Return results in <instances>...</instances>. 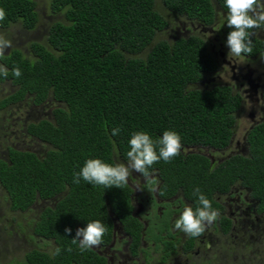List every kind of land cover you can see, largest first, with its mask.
I'll return each mask as SVG.
<instances>
[{
  "label": "trees",
  "instance_id": "obj_1",
  "mask_svg": "<svg viewBox=\"0 0 264 264\" xmlns=\"http://www.w3.org/2000/svg\"><path fill=\"white\" fill-rule=\"evenodd\" d=\"M163 3L173 14L204 25L216 21L220 6L226 35L232 30L226 24L224 0ZM50 6L64 20L50 25L47 43L32 42L29 53L13 48L0 56L8 69L0 81L10 80L15 88L0 107L24 99L60 106L54 108L53 118L27 125L28 137L41 142L43 151L6 148L8 156L0 158V186L14 211H31L38 201H51L31 227L33 238L53 242L54 247L32 248L24 260L4 264H109L93 248L81 252L71 241L78 228L98 219L106 228L102 244L110 243L115 216L130 232L138 252L143 225L133 215V189L129 183L106 189L82 178L76 184L74 173L88 158L112 164L127 161L133 131H146L156 141L165 130H174L182 148L225 147L241 100L226 85L196 88L204 74L217 67L210 47L197 34L156 40L170 25L156 0H51ZM0 9L5 12L1 28L20 23L32 30L38 25L36 0H0ZM251 39V54L263 49L259 39L254 35ZM15 67L21 69L20 77L13 75ZM114 128L120 129L117 135L112 134ZM248 139V154L231 155L218 167L205 154L185 153L182 148L170 162L159 160L149 171L160 176V195L181 191L195 209L198 187L215 209L213 193L241 182L264 206V123L254 126ZM66 227L71 234L65 233Z\"/></svg>",
  "mask_w": 264,
  "mask_h": 264
},
{
  "label": "flooded vegetation",
  "instance_id": "obj_2",
  "mask_svg": "<svg viewBox=\"0 0 264 264\" xmlns=\"http://www.w3.org/2000/svg\"><path fill=\"white\" fill-rule=\"evenodd\" d=\"M216 10V21L211 25H204L186 17L188 20L201 25L204 31L210 29L212 32H217L215 40L207 39L202 35L210 47L217 67L213 71L205 73L202 80L197 82L195 86L202 90L210 89L216 85L229 86L231 93L240 98L241 105L236 111L234 132L227 146L222 148H210L208 146L182 148L185 153L199 152L205 154L214 167H218L231 155L248 154L250 150L248 138L251 129L264 123V57L261 55L264 53V28L255 29L253 32L254 37L261 42L262 50L238 58L228 57L227 35L223 24L218 30L215 28L218 24V18L223 16L224 12L220 6H217ZM0 64L3 65L2 61ZM226 69L231 73V82H216L215 76L217 75L219 79L222 78L219 72ZM210 74H213V77L206 79V76ZM2 83L7 85L8 94L0 100V105L2 100L15 89L10 80H5ZM27 104H30L29 101L24 99L0 108L12 111ZM30 105L41 106L42 110L39 114L36 112L28 113L26 116L21 114L15 120L14 114L11 112L7 120L9 129H12V126L17 128L20 125L19 121L23 123L21 134L26 138L28 137L26 129L30 122H36L43 118H53L54 108L60 106L59 103H53L50 100L43 104L31 103ZM45 107H49V111L44 110ZM242 114L248 116V124L243 128L244 136L241 141L235 139L239 128L238 122ZM30 118L38 119L29 121ZM188 148L194 149L186 151ZM41 149L40 146V149L32 150L40 152ZM5 155L8 156L7 149L3 150V156ZM121 162L127 163L125 160ZM152 173L159 181V192L153 196L147 188L135 190L137 185L146 187L141 174L133 171L129 177V184L133 189V215L143 225L138 252H135L130 232L115 216H113V222L116 218V224L114 222L112 241L101 244L98 248H93L104 256L109 264H264V206H262L261 200L252 195L250 187L241 182H235L226 191L213 193L214 202L218 204L215 210L219 212V216L211 225L206 226L205 231L199 237H193L174 228L175 219L184 207L191 204L190 201L181 191L168 197L161 196L162 182L160 176L157 172ZM49 204L51 201L41 200L31 209L44 208ZM18 212L23 211L19 210Z\"/></svg>",
  "mask_w": 264,
  "mask_h": 264
},
{
  "label": "clouds",
  "instance_id": "obj_3",
  "mask_svg": "<svg viewBox=\"0 0 264 264\" xmlns=\"http://www.w3.org/2000/svg\"><path fill=\"white\" fill-rule=\"evenodd\" d=\"M226 13V24L232 29L227 34L226 47L229 49L228 57H241L253 52L252 35L250 30L264 28V2L262 0H224ZM71 7L70 5L68 6ZM66 8L64 11L66 12ZM5 18L4 10L0 9V21ZM11 41L0 35V56L4 55L6 49L11 48ZM264 57V53H261ZM15 77L22 75L21 69L15 67ZM0 74L5 77L8 69L0 65ZM119 128L112 130L113 135L119 133ZM130 150L127 152V163H108L101 158H88L80 171L73 175V182L80 183L82 178L91 185H102L106 189L113 186L123 188L129 183V177L133 171L141 174L146 187L136 186V189L147 190L152 194L159 192V181L149 171L151 166L163 159L170 162L181 152L182 143L180 135L174 130H165L162 136L154 141L149 133L143 130L133 131L129 140ZM194 194L198 195V206L194 209L191 205L183 208L175 219L174 228L186 235L199 237L206 226L211 225L219 216V212L213 209L211 201L197 187ZM70 227L65 228V233L71 234ZM106 228L101 220H91L86 227L76 230L75 237L71 243L77 244L81 252L100 247ZM68 251H72L71 247ZM60 249H56L59 254Z\"/></svg>",
  "mask_w": 264,
  "mask_h": 264
},
{
  "label": "rangeland",
  "instance_id": "obj_4",
  "mask_svg": "<svg viewBox=\"0 0 264 264\" xmlns=\"http://www.w3.org/2000/svg\"><path fill=\"white\" fill-rule=\"evenodd\" d=\"M36 2L37 11L39 13V22L36 28L27 30L20 23H16L7 29L0 27V35H3L6 39L10 40L12 45L11 48L6 49L4 53L9 52L13 48H19L25 53H29L30 44L32 42L46 44L50 25L57 20H64L63 15L53 12L50 6L51 0H36ZM156 8L170 22L168 28L157 34L156 40L166 39L168 41H174L177 37H187L192 34L203 35L207 39L215 40L217 32H212L210 29L204 31L202 30V26L198 23L192 22L184 16H176L168 10L164 5L163 0H156ZM222 18L223 16L218 18V24L217 27H215L217 30L222 25ZM188 30L190 31L188 32ZM146 53L147 52L145 51L140 56H145ZM253 66H255V64H253ZM219 74L222 76L220 79L217 78V75H214L216 77V82H231V73L228 69L225 71L221 70ZM211 77H213V74L207 75L206 79H211ZM7 88V85L0 81V100L8 94ZM41 110V106L34 107L30 104L23 105L12 111L9 109H0V156H3V150H6L8 146L28 150L40 149L41 146V151H43V144L41 142L30 137L26 138L21 134L23 123L19 121L20 125H18L17 128L12 126V129H9L7 122L11 112H13L14 115H12L15 117V120L21 114H25V116L32 112L39 114ZM44 110L49 111V107H45ZM37 119L38 118H30L29 121H36ZM247 124L248 116L242 114V117L238 122L239 128L235 140L242 141L244 136L243 128L247 126ZM192 149L194 148H188L186 151ZM41 209L42 207L27 212L11 210L8 196L4 188L0 186V264H4L13 259L24 260L25 254L35 247H40L46 251H52L54 247L53 242L49 241L48 243V241L42 240L41 238H33L31 221L39 216L38 214Z\"/></svg>",
  "mask_w": 264,
  "mask_h": 264
},
{
  "label": "water",
  "instance_id": "obj_5",
  "mask_svg": "<svg viewBox=\"0 0 264 264\" xmlns=\"http://www.w3.org/2000/svg\"><path fill=\"white\" fill-rule=\"evenodd\" d=\"M111 215L113 216V214L111 213ZM114 222H115V224H116V218H114Z\"/></svg>",
  "mask_w": 264,
  "mask_h": 264
}]
</instances>
